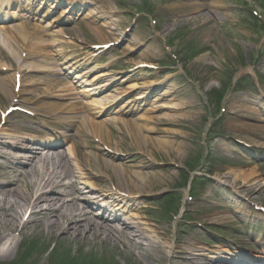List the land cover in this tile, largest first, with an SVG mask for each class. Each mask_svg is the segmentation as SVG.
I'll list each match as a JSON object with an SVG mask.
<instances>
[{"label":"rangeland","instance_id":"374dc122","mask_svg":"<svg viewBox=\"0 0 264 264\" xmlns=\"http://www.w3.org/2000/svg\"><path fill=\"white\" fill-rule=\"evenodd\" d=\"M149 1H152V0H149ZM179 1L180 0H168V1L158 0L157 3L155 4L158 8H164L165 5L167 6V5H173V4L181 6L179 4ZM207 1H210V0H207ZM216 1H219L222 3L221 9L216 11V17L218 19L217 24L221 25V28H224V27L231 28L232 30L231 32L225 31V30H221V31L218 30L216 32L215 27L213 25L206 26L205 27L206 29L200 28L201 25H207L208 23L207 19H205L204 17L198 18L195 22L196 24H194V22L186 23L190 18L186 17L184 12L191 11L193 7L187 6V8L180 9L178 12L177 11L176 12L167 11L163 9H160L157 11V16H159L162 19L160 29H159L161 33L165 32L166 34L168 33V35H174L178 33L179 31L185 30L189 34V40L194 42V44L196 45V48H197V45H199V47H202L203 49H204V44H207V47L209 46V48H205L204 51H200V53L197 56L196 61H193L191 63L190 69L196 72L197 74H199L201 78L204 79L206 87L212 92L214 96H216L217 95L216 92L219 89H221L220 85H222V83L228 78V74L231 71L228 65L235 66L238 64V62L239 63L242 62L244 66L243 69L247 71L246 68H248L252 64L251 63L252 59L250 58L249 54H252L253 52H258V50L260 49L259 46L257 48L255 47L253 48L252 45L251 46L247 45V42L249 41V39H248V35L246 34V31H244L242 27H238V28L235 27V23L238 22L237 21L238 19L236 18L234 11L237 10L238 6L242 5L243 0H216ZM120 4H124L125 9L127 11H132L133 13H134L133 10H136L134 7H139L143 5L141 0H104V7L111 8L110 6H112L116 11H121V9H119ZM120 20L122 21L120 22V24H118L117 22H111L112 24L111 27L109 26L105 28L104 35L107 38L115 40L116 38L119 37V34H117L118 31L128 26V24L125 23V21L127 20L126 18L121 17ZM138 21L141 24L143 23L142 19H139ZM113 26H119L118 29L115 31L114 36H112ZM137 28L140 29V24H138ZM194 28H197V29L195 30ZM99 34L100 33H95L94 36L93 35L91 36L92 38H97ZM159 42L164 44L163 39L162 40L159 39ZM3 45H4V49H7V47H5V44ZM133 45L134 44L132 43L129 44V47H128L129 49L126 48L124 52L127 53L128 51H131L130 48H133L132 47ZM146 48L153 50L154 45L153 44L148 45L146 46ZM152 54L153 52L148 54V56ZM242 54H243V57L241 58ZM16 62L18 61L16 60ZM4 67H6V65L0 62V68H4ZM174 75L180 81L179 83L176 82L170 90L172 92L173 89H175L176 84H177V88H180L179 86L182 85V87L178 90L180 92V96L176 97L172 103H169V104L161 103L160 105H157L156 107H174L175 109H188L187 111L191 110L190 113H192V115L187 118L183 116H178L176 118L175 116L170 115L168 113V110H166L165 108L162 109V111L164 112L159 114V117H163V118L165 117V120L160 122L161 124L167 125L169 124V121L176 122V124L179 125L178 126L179 128H177V130L175 129L174 132H176L180 137L181 135L184 137H187L185 140H182L180 142V145H178V149L175 147L178 150V152L183 150L184 154L181 157V155H177L176 153L172 151L171 152L172 155L169 156L168 153H166L165 151L163 152L162 148L158 147L160 146V144L156 143L157 138H159L158 135L149 136L145 134V137L152 140L150 143L152 145L150 150L153 152L156 159L169 160L170 158L174 157V155H177L176 159L180 160V163H183V165H187L191 160L197 159L199 155L206 156V154L202 152V148L200 147V143L202 140L201 137L200 136L195 137V135H193L196 132L195 130H197L196 127L194 126L195 121H196L195 118L203 119L200 116L205 115L204 121L202 123L204 126H206V121L210 118L209 117L210 114L214 113L216 110L213 108V105L211 102V96L209 93L206 96L207 105L206 106L201 105L203 102L200 101L196 97V95L192 93V88L187 83L185 76L179 71L174 73ZM9 79L11 80V85H10L11 91L10 92L13 94L14 89H15L13 81H12L13 79L12 78H9ZM198 83L199 82H197V84ZM209 83L213 85V88L208 87ZM38 94L39 93L37 92L35 95H38ZM253 94L254 92L249 87L244 88L243 92L241 93L242 95L241 98L245 97L246 99L245 102L251 106L252 110L254 108L251 105L252 103L250 101L251 97L250 98L248 97L252 96ZM227 99H230V98L227 96L226 100ZM4 102L5 100L0 94L1 109H2V106L4 109L5 105H8V103H4ZM228 103L230 105H234L233 107H236L238 109L239 105L236 104V102L233 101L232 99L228 100ZM254 118H256V115H254ZM162 128H163L162 126L157 125V131H162ZM169 128L171 129V127ZM238 134L235 133V136L237 137ZM109 135L111 136L112 143L116 144V148L119 151L129 150V146L132 145V143L134 142L133 140L135 139L133 135H129L127 131H124L123 127L118 129V133L109 132ZM157 142L162 143V141H157ZM154 144H157L158 146H154ZM219 144L220 146H217V154L222 161L225 160L224 162H220L221 166H223L225 170H227V173H225L226 172L225 170L222 171V173H225L224 174L225 176H227L230 170L231 171L234 170L237 172L246 171L248 175L253 173L254 169L257 170L258 174L257 176L256 175L255 176L260 181L259 183H256L257 188L253 187L252 188L253 191H248L249 194L247 196L249 197V200L250 198L253 200L255 199L254 200L255 204L264 206V182H262L264 180V164H259V165L256 164L257 166L255 164H251L250 167H247L246 165H244L245 163L243 164L241 162H237L239 164L237 165L233 163L232 161L238 158L233 157L234 156L233 152L229 151L231 147L228 146L225 142H220ZM170 146L172 145L169 144V147ZM188 153H189L188 157L185 158L186 154ZM81 156L84 157V155H81ZM183 171H181V173H177V172L169 173V172L162 171L160 169H156L154 171L151 170L153 175L156 174L157 176H160V177L152 176L154 179V184L156 183L155 185H158V186L160 185L157 183L158 179H163V182L166 183L168 186H170L172 181H178V178H181L183 176ZM154 172H158V173H154ZM118 176L120 175L118 174ZM228 178H229L228 181L232 182L234 180V178L231 175L230 176L228 175ZM126 179H127L126 182H128L126 184L129 186V188L127 189H130L131 192L139 191L140 189L145 190V191L150 190V189H143V188L139 189V185L132 183L130 178H126ZM0 180L4 181L5 179L0 178ZM121 180L119 178L118 180H115L114 178V181L116 183H118V181L122 183ZM183 180L185 182V178H183ZM235 184L233 185L234 191L237 193H241L240 191H243L241 188L245 186L244 183H242V180H240V182L238 181ZM208 185L210 184L208 183L204 184V186H208ZM247 185H249V183ZM160 186L164 188V185H160ZM211 190H212L211 187H208L206 191L210 192ZM223 199H231V200H235L234 203H242L238 199L233 198L232 193L230 194L227 193L225 196H221L219 198L216 197L215 202L218 201V203L215 204V202H213L209 206H213L218 209H221L224 206L222 202ZM162 226L168 228L167 225L163 224ZM2 228H4V226H1L0 229ZM246 232H247L246 230L243 231L244 234H246ZM31 235H32V232H28L27 234H25V236H28V237H31ZM57 236L58 235L54 236L53 238H50V237L46 238V236H44L43 238L46 239L44 241V244L46 245V247L51 242L58 241L59 244L56 250L58 254L66 250L67 252H70L71 250H77L79 248L78 245L76 246L75 244L62 243L63 241H60L59 238H57ZM13 238H15V234H13ZM31 240L32 239H27V241H31ZM18 242L19 241L15 238V243H18ZM212 242H213L212 246L216 247L214 243L215 241L212 240ZM112 248H116L117 251L122 252L126 256V258L124 257V259H122L115 255H112V254L110 255L111 259L119 261L121 264H123L124 262H126L124 264H127V261L129 260L134 261L132 264H152V262L148 260L146 256L139 258L137 256V252H135V257L127 258L131 256L130 252H125V249L120 247L119 245L114 244L112 242H109V243L102 242L101 243L100 241H97L94 239L86 241V246H84L85 256L93 257V256H100V254H104V253L107 254L110 252ZM148 253L151 254L150 252ZM148 258H151V256H148ZM10 259L11 258L5 261H10ZM0 262H3V261L0 260Z\"/></svg>","mask_w":264,"mask_h":264},{"label":"bare ground","instance_id":"6f19581e","mask_svg":"<svg viewBox=\"0 0 264 264\" xmlns=\"http://www.w3.org/2000/svg\"><path fill=\"white\" fill-rule=\"evenodd\" d=\"M16 57V55L12 54L9 58L13 60ZM38 68L39 67L31 69ZM42 68L43 67H40L39 70H43ZM8 80V78L0 79V94L4 98L5 102L10 104L11 107L16 106L15 101L18 98L27 102L28 100L22 98L24 96H31L32 92L26 93V91L23 90L19 94H12L10 92L11 84ZM40 91H44L45 93L47 92L46 90H43V88ZM39 96H42V94L39 93V95L36 96V99ZM42 109H47L45 113L51 115L56 112L53 111V106L49 108L42 107ZM124 128H127L128 130H131L130 128H136L139 131L140 136L136 137L137 141L139 142L137 144V148L141 152L139 162L146 164L149 152L153 154L150 150V148L152 147V145L150 144L152 140L145 137L143 133L144 131H140L143 128L138 127V125H134L133 127L128 123H124ZM6 131L7 130L2 127V131L0 133V154L3 156L8 154L14 155L16 151L25 150L24 152L29 154L30 157H23L24 161L20 159L17 160L18 162L16 165H21L23 168H26L25 170L27 171L25 172H22V169H15L14 166H11L14 174L16 175V178H18L17 180H14L13 183L18 188H0V228L1 226H4V228L0 229V260L9 259L13 254L14 256L17 255L19 251V244L14 243L12 246V243H10L9 245V238L12 234L18 232L20 228L19 226L21 224L23 211H30L31 218H34V220H36V218L38 217H41L43 221L39 224L40 231L44 232L47 230L49 233H51L52 237H54L55 235H61L63 238L74 236L79 241H87L92 237H95V239H93L100 241L101 243L112 242L121 246L125 250H138L139 252L147 253L150 252L153 255H158V252H162L164 247H166L165 244L161 245V243H158L156 239L152 236L151 230L153 229H150L148 227L150 226L149 223H147L146 221H142L138 216L135 217V220L139 221L138 223L142 226H145V228L140 227L139 225H134V223L130 222L132 224L131 227L130 223L128 221H125L121 222L120 225L126 230H120L115 224L105 226L103 224L95 222L93 217H91L88 213L85 212V208L76 205L77 202L75 199H61V197L64 195L59 196L56 194L54 195L55 198H51V194H49L47 191H42V187H46L49 182L52 183L54 180H56V182L61 181L62 183L71 175H76L79 179L89 181H91L92 179L94 180L98 177H104L105 175L110 181L112 179L113 174L122 175V168L124 166L120 164H115V161H113L110 155L107 154L100 157L99 155L90 154L88 156V160H86L83 164H86L89 168L95 163L98 166L97 171L94 172L96 173L95 175L93 173H87L86 171L78 170L73 166L69 158H64L61 154H52V152L48 151L47 148L43 147L45 146V144H41L42 141L40 140H33V142H31L33 147L22 145L17 141H14L11 146L7 144V142L2 141V136L4 135V132L6 133ZM162 134L165 135V137H168L166 140H169L170 138L177 140L176 136L170 137V133L168 131H163ZM156 143L160 144V146H158L157 144H154V146L162 148L163 151L169 154V156L172 155V151L175 152L178 149V147L174 145L169 147L168 145L170 144V142L168 141H162V143L156 141ZM35 145L40 146L39 148H37V146ZM175 153L178 155V152ZM71 155L75 157V160L79 159L78 153L75 150L72 151ZM21 161H23L24 163H19ZM101 161L103 162V164ZM144 168H147V166L145 165ZM51 170L52 176L50 177L49 181L46 176ZM107 172H110L111 175L108 176ZM61 174H64V176H60ZM129 174L137 176L132 179L135 184L139 185V189H152L157 186L154 184V179L150 173L129 172ZM257 174L258 172L256 169H254L253 173L249 175L246 173V171L237 172L234 170H230L228 172V175H231L234 178L232 182L237 183L238 181L240 182V180H242V183H244V185L246 186L243 190L247 191H253V187L257 188L256 183H259L260 181L256 177ZM25 175L29 176L28 179L38 177L39 180L38 182H33L28 185L31 186L29 187L30 189L22 190L20 179H22ZM138 176L142 177L138 178ZM155 176L156 175H154V177ZM56 182H53V184H56ZM262 182H264V180ZM248 183L249 185H247ZM73 184H76V182ZM110 192L111 194L115 195L112 189L107 193ZM120 192H123V190L121 187H118L117 193L119 194ZM150 193L151 192H147L145 190L140 189L139 191L134 192V195H137L134 196V198L141 201L142 197L140 194ZM74 195H76V193L73 195H69V197H72ZM77 195H79V192L77 193ZM117 209L121 210L122 208L118 207ZM64 210L65 213H63ZM232 221L234 220L233 218H231L230 215L224 217L218 216L216 219L213 220V222L219 223V225H226ZM239 221L242 220L240 219ZM62 222H66V226H63ZM24 227L27 228L28 226L25 225ZM115 239H117L119 242H116ZM123 239H125L126 244L122 243ZM6 242V245L8 246L7 249L3 248V244ZM185 244L186 242L182 241L181 246L178 247L179 251H175L176 253L174 252L175 254H173L172 257L174 262L173 264H214L217 262L225 261L224 259H222L223 257H215L217 259L207 257V255L202 253L201 250H204L202 247L183 249L182 245ZM110 253H115V250L111 249Z\"/></svg>","mask_w":264,"mask_h":264}]
</instances>
